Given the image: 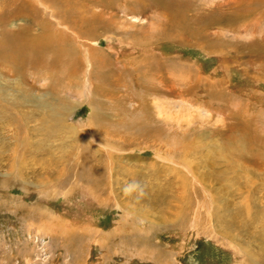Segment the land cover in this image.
<instances>
[{"label": "rangeland", "instance_id": "1", "mask_svg": "<svg viewBox=\"0 0 264 264\" xmlns=\"http://www.w3.org/2000/svg\"><path fill=\"white\" fill-rule=\"evenodd\" d=\"M26 1L0 0V42L55 41L0 48V264H264V5ZM143 50L188 80L137 76Z\"/></svg>", "mask_w": 264, "mask_h": 264}, {"label": "bare ground", "instance_id": "2", "mask_svg": "<svg viewBox=\"0 0 264 264\" xmlns=\"http://www.w3.org/2000/svg\"><path fill=\"white\" fill-rule=\"evenodd\" d=\"M32 1H34V0H32ZM44 1V0H43ZM76 1V0H75ZM79 1V0H78ZM254 1V0H253ZM252 1V2H253ZM28 3V5H30V6H28V9H30L31 7H33L31 4H32V2H30V1H26L25 0V2H24V5L25 4H27ZM37 2V1H36ZM69 2V1H68ZM40 3V5H41V7H43L44 9H48V7H47V5L45 4V3H42V1L41 2H39ZM60 3H62V2H60ZM70 3V2H69ZM256 4H258L259 3V5H264V0H258V1H256L255 2ZM10 4V3H9ZM19 4H21V3H19ZM52 4V3H51ZM63 4V3H62ZM4 5V4H3ZM23 5V4H22ZM66 5V4H65ZM202 5V4H201ZM251 5V4H250ZM58 6V5H57ZM69 6V5H68ZM206 6V5H205ZM27 7V6H26ZM35 7V6H34ZM59 7V6H58ZM66 7V6H65ZM168 7V9H171V11L173 12V13H175V14H172V16H171V21H169V22H171V25H172V27H170L169 26V24H168V26H169V30H170V28H172V30L173 29H175V31L174 32H172V33H170V34H168L167 33V36H172L171 38H173V36H179L180 38H182V36L183 35H186L188 32H189V29H188V22H187V20H186V17H187V9H186V7H187V5L186 4H184V5H181V6H179L177 3L175 4V3H171L170 5H168L167 6ZM38 8V7H37ZM40 8V7H39ZM254 8V7H253ZM35 9V8H34ZM67 9V8H66ZM65 9V10H66ZM206 9V8H205ZM220 9V8H219ZM246 9V8H245ZM36 10V9H35ZM38 10V9H37ZM50 10V9H49ZM174 10H175V12H174ZM253 10V9H252ZM20 11H22V10H20ZM31 11H32V9H31ZM30 11V12H31ZM39 11V10H38ZM41 11V10H40ZM46 11V10H45ZM60 11V10H59ZM22 12H26L25 10L24 11H22ZM42 12V11H41ZM50 12V11H49ZM64 12V11H63ZM27 13H28V11H27ZM33 13V12H32ZM58 13V12H57ZM60 13V12H59ZM245 14H247V13H245ZM30 15H31V13H30ZM33 15H35L34 13H33ZM38 15V14H37ZM36 15V16H37ZM42 15H43V12H42ZM49 14H47V16H48ZM71 15V14H70ZM22 16H24V15H22ZM22 16H21V18H22ZM67 16V15H66ZM45 17V16H44ZM58 17V16H57ZM55 18V22L57 21L58 23H62L61 24V26L65 23V22H60L59 21V19L58 18ZM24 18V17H23ZM48 18H50V17H48ZM61 18V17H60ZM34 19V18H33ZM40 19V18H39ZM42 19H44V18H42ZM63 21H65V19L64 18H61ZM34 22H35V20H33ZM36 21H38V20H36ZM51 21V20H50ZM41 22V24L40 25H42V21H40ZM39 23V22H38ZM57 23V24H58ZM51 24V23H50ZM32 25V24H31ZM46 25H47V23H46ZM46 25H43V27H44V29H42L43 30V33L41 34V36L39 37V38H37V39H33L34 41H31V40H29V44L30 45H34L35 43L38 45V46H40L42 49H43V47L44 48H46L47 49V47H49V46H51V45H53L52 43L55 41V37H54V33H53V30H51L53 27H50V26H46ZM229 25V24H228ZM35 26V25H34ZM28 27V26H27ZM56 26L54 25V28H55ZM49 28H51V29H49ZM67 28V27H66ZM73 28V27H72ZM71 28V29H72ZM28 29V28H27ZM49 29V30H48ZM74 29V28H73ZM89 29V28H88ZM56 30V29H55ZM57 30H58V28H57ZM31 31H33V30H31ZM64 31V30H63ZM78 31V30H77ZM59 32V31H58ZM170 32H171V30H170ZM78 33V32H77ZM80 33V32H79ZM78 33V34H79ZM83 33V32H82ZM81 33V34H82ZM264 33V32H263ZM165 34V33H164ZM18 35V34H17ZM27 35V34H26ZM38 35V34H37ZM75 35V34H74ZM85 35V34H84ZM159 35H161V34H159ZM19 37H16V39L14 40V39H11V40H6V41H2V42H0V48H1V50H2V55H4L5 57L4 58H8L9 60L11 59V58H15L16 57V55L15 54H20L21 53V51H22V49H24V51H25V49H27V48H24V47H27V46H30V45H27L26 43H25V40H26V38H25V40H23L24 38L21 36V38H20V35H18ZM62 36V35H61ZM23 38V39H22ZM30 38V37H29ZM59 38H61V37H59ZM69 38V37H68ZM72 38V37H71ZM79 38H80V35H79ZM153 38H155L156 40L157 39H159L158 37H155V36H150V37H147V39L145 40L147 43H146V46H151V43H152V41H151V39H153ZM169 38V37H168ZM31 39V38H30ZM63 39H67L66 37H64L63 36ZM70 39V38H69ZM187 39V38H186ZM57 40H58V37H57ZM61 40H62V38H61ZM74 40V39H73ZM76 40H77V38H76ZM82 40V39H81ZM59 43V42H58ZM62 43V42H61ZM67 43V41L65 42V44ZM75 43V42H74ZM82 43H84V42H82ZM70 44H72L71 42H70ZM76 44V43H75ZM64 45V44H63ZM77 45V44H76ZM70 46V45H69ZM75 46V45H74ZM52 48V47H51ZM73 48V47H72ZM80 48H82V47H80ZM79 48V49H80ZM85 48V47H84ZM87 48V47H86ZM145 48V47H144ZM58 49V48H57ZM61 49V48H60ZM63 49H67V47L66 48H63ZM90 49V48H89ZM34 50H36V49H34ZM95 50V49H94ZM101 50V49H100ZM29 51V50H28ZM27 51V52H28ZM44 51V50H43ZM61 51V50H60ZM78 51V50H77ZM96 51V50H95ZM36 52V51H35ZM143 52V65H145V66H138L135 62H133V63H131L132 64V66L135 68L134 69V71H133V73H137V76H139V74L140 75H146V73H145V69L147 70V79H153V80H156L157 78H162L163 76H166V78H167V80H168V82H170V80H171V82H173L172 84H178V83H181V81L183 80V79H176V77L173 79L172 78V75H174L175 73H177V72H175V73H173L174 71H173V69L172 70H170V72L168 73V72H162L160 69L161 68H158V69H155V67H154V64H151V65H149L148 67H146L147 65H148V63H150V62H152V61H154L153 60V58L150 56V55H148V54H146L147 52H145V50H143L142 51ZM32 53V52H31ZM39 53H41V52H39ZM67 53V52H66ZM65 53V54H66ZM95 53V52H94ZM13 54V55H12ZM18 54V55H19ZM28 54H29V52H28ZM52 54H53V52H52ZM34 55V54H33ZM33 55H31V56H33ZM20 56V55H19ZM22 56V55H21ZM25 56V55H24ZM27 56V55H26ZM92 56V64H93V71L91 72V77L93 78V75L95 74V75H97L96 74V72H97V67L98 66H100V67H102L103 68V63H107V54H105V51H98L97 53H95V54H92L91 55ZM58 57V56H57ZM17 58V57H16ZM20 58V57H19ZM23 58V57H22ZM28 58V57H27ZM13 60V59H12ZM18 60H20V59H18ZM57 60V59H56ZM21 61V60H20ZM59 61V60H58ZM57 61V62H58ZM66 61V60H65ZM140 61H142V60H140ZM22 62V61H21ZM23 63V62H22ZM141 63V62H140ZM63 65V64H62ZM63 66H65V65H63ZM146 67V68H145ZM64 68V67H63ZM62 68V70H65V69H63ZM145 68V69H144ZM108 69V68H107ZM106 69V70H107ZM96 71V72H95ZM109 71V70H108ZM65 72V71H64ZM110 72V71H109ZM181 72H182V70H181ZM71 73V72H70ZM145 73V74H144ZM167 74H169V77L167 76ZM180 74V73H179ZM178 74V75H179ZM68 75V74H67ZM75 75V74H74ZM104 75V72H102L101 73V76L102 77H104L103 76ZM109 75H110V73H109ZM183 75V74H182ZM185 75V74H184ZM183 75V76H184ZM189 75H190V73H189ZM108 76V75H107ZM107 76H106V79H107ZM130 76V75H129ZM131 76L132 77H135V75H132V73H131ZM182 76V77H183ZM191 76V75H190ZM189 76V77H190ZM110 77V76H109ZM143 77V76H142ZM141 77V78H142ZM198 77H200V76H198ZM137 79V78H136ZM140 79V78H139ZM138 79V80H139ZM147 79H146V81H147ZM109 80V79H108ZM144 81H145V79H143ZM185 80H188L187 78L185 79ZM185 80H183V81H185ZM192 80V79H191ZM137 81V80H136ZM182 81V82H183ZM195 81H199L198 80V78H197V80H195ZM107 82V81H106ZM110 82V81H109ZM147 82H149V81H147ZM152 82V81H151ZM151 82H149V83H151ZM191 82V81H190ZM189 82V83H190ZM194 82V81H193ZM144 83V82H143ZM148 83V84H149ZM95 84V83H94ZM145 84V83H144ZM154 84V83H153ZM149 85V86H146L147 85V83H146V92H145V94H146V97L147 96H156V94H158V92L161 90H159V88H157V86H155V85ZM196 84H198V83H196ZM174 86H176V85H174ZM188 86H190V85H188ZM98 87V86H97ZM100 87V92H101V94L100 95H104L105 96V94L108 92V91H110V90H106L105 89V85L103 84V85H100L99 86ZM173 87V86H172ZM94 88L96 89V87H95V85H94ZM94 88H93V91H94ZM164 88V87H163ZM164 89H166V88H164ZM173 89V88H172ZM192 90V89H191ZM163 91V90H162ZM173 91H174V89H173ZM172 91V92H173ZM177 91V90H176ZM92 92V91H91ZM100 92H98V93H100ZM166 91H164V92H161V93H165ZM171 92V93H172ZM113 93V92H112ZM168 93V92H167ZM108 94V93H107ZM174 94V93H173ZM180 94L181 95H184L185 93H184V90L183 91H180ZM179 94V95H180ZM162 95H165V94H162ZM160 96V95H159ZM182 97V96H181ZM148 98V97H147ZM146 98V99H147ZM150 98V97H149ZM156 98V97H155ZM157 98H158V95H157ZM130 99V98H129ZM154 99V98H153ZM94 100V99H93ZM146 103V102H145ZM145 103L143 104L144 106H146L145 105ZM142 105V106H143ZM141 106V107H142ZM143 106V107H144ZM145 108V107H144ZM148 109V108H147ZM146 109V110H147ZM159 110V109H158ZM143 111H145L144 109H143ZM157 112V111H156ZM155 113V112H154ZM156 114V113H155ZM159 114V113H158ZM167 117V116H166ZM136 119V118H135ZM165 123V122H164ZM170 126V125H169ZM169 126H167V127H169ZM156 133V132H155ZM158 135L156 134V137H157ZM159 139V138H158ZM161 139V138H160ZM170 139V138H169ZM166 140H168V139H166ZM170 140H168L167 142H169ZM170 143V142H169ZM161 145H162V143H161ZM168 145V144H167Z\"/></svg>", "mask_w": 264, "mask_h": 264}]
</instances>
